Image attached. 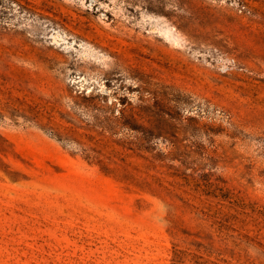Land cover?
Instances as JSON below:
<instances>
[{"label": "rangeland", "instance_id": "obj_1", "mask_svg": "<svg viewBox=\"0 0 264 264\" xmlns=\"http://www.w3.org/2000/svg\"><path fill=\"white\" fill-rule=\"evenodd\" d=\"M0 264H264V0H0Z\"/></svg>", "mask_w": 264, "mask_h": 264}]
</instances>
